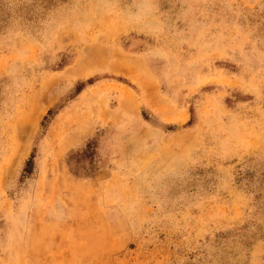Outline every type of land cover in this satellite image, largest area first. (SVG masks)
I'll return each mask as SVG.
<instances>
[{
    "label": "rangeland",
    "instance_id": "1",
    "mask_svg": "<svg viewBox=\"0 0 264 264\" xmlns=\"http://www.w3.org/2000/svg\"><path fill=\"white\" fill-rule=\"evenodd\" d=\"M0 264H264V0H0Z\"/></svg>",
    "mask_w": 264,
    "mask_h": 264
},
{
    "label": "trees",
    "instance_id": "2",
    "mask_svg": "<svg viewBox=\"0 0 264 264\" xmlns=\"http://www.w3.org/2000/svg\"><path fill=\"white\" fill-rule=\"evenodd\" d=\"M31 163H32V160L30 159V160L27 162V168L25 169L27 172H31Z\"/></svg>",
    "mask_w": 264,
    "mask_h": 264
}]
</instances>
